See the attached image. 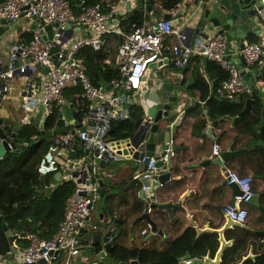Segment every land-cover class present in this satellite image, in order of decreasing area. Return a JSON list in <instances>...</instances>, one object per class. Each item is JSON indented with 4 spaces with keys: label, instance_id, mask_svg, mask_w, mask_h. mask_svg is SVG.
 Here are the masks:
<instances>
[{
    "label": "crops",
    "instance_id": "crops-1",
    "mask_svg": "<svg viewBox=\"0 0 264 264\" xmlns=\"http://www.w3.org/2000/svg\"><path fill=\"white\" fill-rule=\"evenodd\" d=\"M153 1V8H149L147 7L148 1L146 2L145 0H99V3L103 5L104 10L108 14H111L108 17V24L116 30L114 34L108 37L107 43L100 49L107 55V58L103 60V64L116 66V56L122 44L124 34H127L132 30L134 23L142 20L140 18L141 16L143 17L145 8L148 10L146 11L147 17L170 19L172 22L177 23L176 25L178 28L181 27V29H183L187 26L191 27L197 25L204 4L206 3V0H180L179 2H175V0ZM77 5L78 7L73 9L76 15L80 13V7H82L79 3ZM114 7L117 10L116 13L113 11ZM167 15H170L171 18H166ZM67 26H69V28L66 30L63 40L64 42L72 43L78 39L80 40L95 36V32L87 26H81L76 23H68ZM40 27V22L34 19L22 18L15 22L5 19L0 20V74L5 72L10 65L18 66L17 68L19 69L22 66L27 68L25 72L18 71L7 79L0 78V118L11 120L16 128H21L23 126L22 124L36 123L37 120H40L38 127L41 129V121H44V128L52 131L51 135L47 136V142L50 143V140L55 136V131L58 129L60 130L62 128L61 130H66L71 125H74V128H78V125H82L84 128L93 130L95 128V121L92 118L87 117L89 102L84 96V98L81 96L82 93L78 89H72L66 92L67 99L74 104V107L67 108L62 114L58 113V116H56L57 121L50 129L47 127V122L50 116L44 111L39 95H37L35 102L31 104V107L25 103V88L34 82L37 84V87L41 86L46 77V68L38 63L29 64L27 59L16 58L14 55L19 42L23 40H31L34 32L39 30ZM51 31L54 33L56 31V26H52V29H47L46 34L51 33L50 38L53 35ZM213 35L212 31L199 33L196 36V39L192 41V44L208 40ZM262 38H264V23L261 14L258 13L255 17L254 31L251 35L246 36V40L258 41ZM175 41L174 36L168 38L166 42L168 48L164 53V59L162 60L161 65L152 70V74L147 80H144L143 77V89L144 84L147 85V90L144 89L143 91V98L146 100V103L142 104V100H137L136 92L129 93L125 98L126 101L121 105L123 111L127 113L129 118L123 117L121 120H129L132 117L131 115L133 112L142 109L143 112L141 117L137 121L132 120L135 125L133 133H136V130H138V122L142 120L144 116H150L154 108H161L165 104H170L173 96H176L174 90L178 89V99L177 102L174 103L176 109L175 112H183L185 118L174 135L177 149L176 156L173 158L172 162L178 166L180 173H173V180L166 184V186L169 185V190H158L159 204L168 202L174 204L170 209H163V213H178L180 210L178 218L179 221H181V229L179 232L189 226L199 228L200 232L217 231L220 235L221 251L214 258L203 259L199 257L202 261H194L197 263L192 262L191 264H221L222 248L225 245L231 246L234 243V239L231 237L235 234V227H242L246 224L233 223L227 219L223 213L224 206L230 202L238 192L236 186L227 183L226 172H228V170L241 172L242 170H251V167L260 168L264 172V144L260 151H258V155L257 153L254 154V152L251 151V148L244 146L251 138V135L247 132H240L241 130H239L236 122L238 117L236 119H233V117L220 119L222 121L211 118V111L206 106V101L200 99L199 92L191 93L185 89L183 86V79L185 76L191 75V69L195 64V56L192 61H190L189 65L182 71V74L177 75L175 73V66L171 61L173 54L171 47L174 45ZM93 50L95 51L94 48ZM229 58L237 64L242 72H246V80L253 86L254 91L259 94L257 99L264 96V63H255L253 65L244 64L239 60L240 58L236 48L230 49ZM201 72L210 83L209 97H217V99L220 100L221 97L216 92L218 86L215 85L213 89L211 83L214 81L210 80L203 69H201ZM177 81H180L181 85H176ZM102 82L104 81L101 80L100 85H103ZM166 82H168L174 89L169 90L164 87ZM104 88L108 97L114 95L115 92L110 84H107ZM247 99L248 98H245L240 102L241 104H245L243 110L246 107ZM255 105H257V103ZM198 106H200L197 110L198 114L189 113L191 108L195 109ZM70 109L71 111H69ZM76 110L80 114V120L74 116ZM253 111L254 108L252 109V112ZM70 112L71 115L69 114ZM197 124L200 126L199 130H197ZM261 126H264L262 125V119ZM111 139L114 138L108 133L106 140ZM215 143H220L222 145L224 148V154H226V151H228L231 146L234 151L247 148L248 152L241 154L238 157L226 158L224 162L220 164L214 162L215 158H213L212 152ZM36 149L37 146L29 147V151L27 150L28 152L26 151V153L33 152ZM26 153L23 154V156H25ZM6 156L7 154L0 157V162L4 160ZM24 159L19 160V163H16V165L9 169H16L15 166H21ZM124 159L127 158H122L115 162ZM209 160H211V163ZM115 162L105 172L110 174V169H115L118 174L115 176L113 183H106L105 187L108 194L114 197L116 203V205H113V216L115 219L121 220L119 224L121 225L122 231L125 232L124 237L120 240L122 243L121 245L126 246L127 248L146 247L149 249L155 247L159 250L164 249L168 245L170 239L178 235V231L176 232L172 229L174 225L171 228L172 230L161 228V226L157 227L158 225L156 223L159 222V220L153 218V214H151V218H153L152 220L155 222L156 228L154 230L156 232H154L153 229H148L150 221L147 218L141 219L143 214L146 213L147 202L141 197L138 198L137 193L135 195L134 190L140 185L138 181L133 180L138 164L135 162V166L132 167L134 170L132 175L131 170L128 172L127 169H119L120 167H118V165H114L116 164ZM40 176L43 177L45 181V185L41 190H43L47 196H50L55 190H57V188L68 181L66 173L62 171L50 173L48 175L40 173ZM129 176H132L130 180ZM255 184L256 193H264V178H256ZM127 185L128 187H126ZM179 187H181V189H179ZM41 190L37 189L36 191L37 193H40L42 192ZM258 203L264 207V194L259 197ZM256 206L259 208L258 205ZM182 207L184 208V211ZM248 208L250 209V206H248ZM260 210L261 213L264 214V209ZM38 218L43 217L41 216ZM1 219L5 220L4 216H1ZM35 219L36 218L33 216L30 218L32 222H34ZM5 226H7L9 230L8 233L10 235L7 233L8 237H12L13 240L12 242L10 240L8 241L10 244L8 253L0 254V264H13L16 261L20 249L25 247L24 245L28 242L30 243L29 235L35 234L38 236V234H42L43 228H40V226H42V220H39L36 223L37 230H29V232L9 229L8 221L4 224L6 230ZM246 226L256 228L257 230L258 220L254 218ZM21 234H24V236ZM87 236H89V234L85 235V237ZM262 242H264V233L261 235L260 239H250L247 244L257 245ZM89 247L90 244L85 245L86 249L75 258L73 264H94L98 261L104 260V258L96 257L95 254H86ZM14 249L17 251H14ZM254 252L253 249H251L249 255L244 256L238 264H244L249 258H256ZM106 260H109L110 264H118L111 258L110 254H107L105 261ZM133 260H137L138 263L141 264L138 259ZM182 263H184L183 260Z\"/></svg>",
    "mask_w": 264,
    "mask_h": 264
},
{
    "label": "built area",
    "instance_id": "built-area-1",
    "mask_svg": "<svg viewBox=\"0 0 264 264\" xmlns=\"http://www.w3.org/2000/svg\"><path fill=\"white\" fill-rule=\"evenodd\" d=\"M146 2L149 0H145ZM264 4V0H261ZM81 12L76 15L69 0H7L0 3V20L11 22L22 18L34 19L40 22V29L34 32L31 40L20 41L16 48L15 57L29 61V64L38 63L46 68V77L41 86L34 82L24 90L25 103L31 107L39 95L40 102L48 116L54 113L62 114L74 104L67 99L68 90L80 88L83 96L89 102L87 117L95 121L93 130L81 127L66 129L56 132L48 150L41 158L38 172L47 175L54 172L66 173L67 180L75 183V190L66 202L64 219L58 231L51 238H42L30 234L29 246L20 249L13 264H73L75 258L85 250V245L90 244V237H85V229H95L92 222V211L101 199V182L106 174L101 171L100 161L111 163L119 158L133 157L140 145H145V133L151 132L156 138L155 153L149 157V168L135 174L138 178H153L171 172V158L176 154V141L173 136L169 139L163 137V131L171 129L181 116L175 112L166 124L155 122L151 116H144L141 127L130 137L106 140L112 123L123 117H128L121 105L129 93L137 92L141 96L142 104L146 103L143 89V77L151 63L164 59L167 50L166 42L170 36L175 37L171 47V61L175 66V73L182 74L194 56L202 59L217 61L229 71L230 77L223 80L217 88V94L226 100L241 101L253 92V88L241 74V69L231 59H228V41L225 35L216 34L208 40L196 42L189 40L188 36L181 33V27L174 26L172 20L165 18H149L148 11L142 20L134 23L133 28L124 34L122 44L116 56V64L120 70L119 77L110 84L114 95L108 97L103 85H96L88 75V66L80 55L85 47L100 50L110 35L116 32L108 24V14L101 3L87 5L81 1ZM115 13L117 10L114 7ZM264 18V10L261 11ZM69 21L81 26H87L95 32L91 38L78 39L72 43L64 42L66 27ZM58 23V24H57ZM56 26V31L51 38L45 39L43 34L47 26ZM189 40V41H188ZM248 65L264 63V38L258 42H244L243 48L238 51ZM18 67V66H17ZM14 65L0 74V78H9L15 72H25L26 67L20 69ZM129 118V117H128ZM158 129L152 131L154 125ZM69 128V127H68ZM76 151L77 158L72 156ZM223 151L219 143L213 146V155L218 156ZM148 157H143L139 162ZM158 160L162 161L160 167L156 166ZM227 183L236 184L239 192L233 200L223 208L224 215L235 222H245L249 210L245 206L254 195L253 177L242 176L237 171L227 173ZM163 186V183H159ZM148 187L143 185L142 190ZM141 194V193H139ZM149 198L156 202L158 197L155 191L149 193ZM152 212V207L146 209ZM151 223L148 229H152ZM156 232V231H154ZM88 235V234H87ZM202 261L199 257L184 260L187 264Z\"/></svg>",
    "mask_w": 264,
    "mask_h": 264
},
{
    "label": "trees",
    "instance_id": "trees-1",
    "mask_svg": "<svg viewBox=\"0 0 264 264\" xmlns=\"http://www.w3.org/2000/svg\"><path fill=\"white\" fill-rule=\"evenodd\" d=\"M5 1L7 0H0V3ZM69 1L73 9H75L78 7L77 4H80L82 0ZM179 1L180 0H175V2ZM85 2L87 5H95L99 3V0H85ZM152 5L154 6V1L149 0L147 2V7L153 8ZM140 19H142V16ZM80 55L85 59L88 66V75L94 84L100 85L101 80L107 84H112L115 78L121 76L117 64L116 66L103 64V60L107 58V55L102 50L94 51L93 47L88 46L81 50ZM201 69L205 71L211 81L215 82L216 86H218L221 81L230 77L229 71L223 68L218 62L195 56V64L191 69V75H187L183 79V86L185 89L191 93L199 92L200 99L206 101V106L210 109V115L213 119L220 120L239 115L245 104L235 103L234 101H228L222 98L219 100L217 97H209L210 83L201 72ZM77 89L82 93L81 96L83 97V90L80 88ZM199 108L200 106L195 109L191 108L189 113L198 114L197 110ZM262 111V105L257 104L251 114L238 117L236 121L239 130H241L240 132H247L251 135V138L244 146L251 148V151L254 152V154L257 153V155L264 144V126H261ZM142 112V109L133 112L129 120L120 119L114 121L109 130V135L114 139L131 136L135 129L132 120L137 121L141 117ZM57 114L56 112L49 117L47 122L48 129L53 127L54 123H56ZM196 126L197 130H199L200 126L198 124ZM34 134L32 128L29 125H25L20 135L26 137V139L30 141L31 136ZM48 144L47 141L40 143L37 149L30 153H26V150L22 165L15 166L16 169L9 168L19 163V160H21V157L25 153H7L5 159L0 162V254L8 253L10 248V244L8 243L9 237L4 228L5 222H9V229L29 232V230H37L36 223L42 220V226H40V228H43V232L40 235L38 234V236L42 238H51L57 232L64 219L66 202L75 190V183L71 180L66 181L50 196H47V194L41 190L45 185V181L38 172V165L49 146ZM174 172L180 173L178 166L175 164H173V173ZM239 173L242 176H247L249 174L253 175L254 179L259 177L264 178L263 170L257 167H251V170H242ZM139 184L140 185L134 189L135 195L137 193V196L142 188V184ZM165 187L161 190H169V185H165ZM254 188L256 191L255 181ZM37 189H40L42 192L37 193ZM179 189H181V187H179ZM106 206L110 214H114L113 206ZM156 209H159L160 212H162L163 209L160 207L153 209V218L159 220V222L156 223L158 225L157 227L161 226V228L169 230L174 229L176 232L178 231V235L171 238L168 245L161 250L155 247L149 249L146 247L127 248L121 245L122 243L120 242L125 234L123 231L120 236L115 237V243L112 245L109 253L115 262L118 264H131V260L138 259L141 264H182V260L188 256L210 259L216 257L221 251L220 235L217 231L200 232L199 228L189 226L179 232L181 229V221H179V218L177 217V219H174L172 222L170 217L169 219H163L157 216ZM249 213L246 224L244 223L245 225L242 227H235V234L231 237L234 239V243L231 246L225 245L222 248L221 264H238L244 256L249 255L251 249H253V252L255 251L256 258H249L244 264H264V242L257 245L247 244L250 239H260L261 235H263L264 214L261 213V210L257 206L252 205H250ZM1 216H4L5 220H2ZM32 216L36 218L34 222L30 220ZM41 216L43 218H38ZM254 218L258 220V227L255 226L258 228L257 230L256 228L246 226ZM173 225L174 227L172 228ZM21 235L24 236V234ZM28 243L24 246L27 247L30 244Z\"/></svg>",
    "mask_w": 264,
    "mask_h": 264
},
{
    "label": "water",
    "instance_id": "water-1",
    "mask_svg": "<svg viewBox=\"0 0 264 264\" xmlns=\"http://www.w3.org/2000/svg\"><path fill=\"white\" fill-rule=\"evenodd\" d=\"M262 7H263L262 5H259V0H206V3L204 4L197 25L191 27L188 26L184 27L183 29H181V33L183 35L188 36L189 40L191 39V41L193 38H196V36L199 33H206L207 31H212L213 34H223L227 37L228 40L227 52L229 54L230 49L232 48H236L238 50L243 48L244 46L243 42L246 39V36L251 35L254 31L255 17L259 13V9ZM166 18H171V16L167 15ZM69 23H75V22L69 21ZM172 23L174 26H177L176 25L177 23L175 22ZM68 28L69 26L66 27V30H68ZM47 29H52V26L51 25L47 26ZM50 36L51 33L43 34V37L45 39L50 38ZM239 58L240 61L246 64V61L243 56H239ZM161 63L162 61H159L157 63H151L144 75V80H147L149 76L152 74V70L160 66ZM241 73L245 77L246 72L243 71ZM102 83L104 86H107L105 82ZM176 85H181V82L177 81ZM164 87L168 88L169 90L174 89L168 82L164 84ZM211 87L214 89L215 82L211 83ZM144 89L147 90L146 84H144ZM174 93L176 96H173L172 101H170V104L168 103L162 106L161 108L156 107L152 110L151 116L154 117L155 122L169 118L173 113V111L176 110L174 103H176L178 99V89H175ZM258 95L259 94L256 91H254L252 95L247 99L245 109L238 116L233 117V119L251 113L252 109L254 108V105L257 103L263 105L262 125H264V96L257 99ZM136 98L137 100H139L140 95L137 94ZM69 111H71V109ZM69 114L71 115V112ZM74 116L77 117L79 120L81 119L80 114L77 110L74 112ZM184 118H185V114L182 113L181 117L178 118L176 124L173 127V135L176 134L178 127L182 124ZM39 121L40 120H37L36 123L28 124L32 128L36 136H38L37 140L35 139L29 141L26 139V137L20 135L23 130L22 127L16 128L15 124L11 120H5L0 118V157H3L10 152L23 153L27 149H29V147H34L38 143L45 141L47 136L51 135L52 132L46 131L44 129V121H41L40 124L41 129H40L38 127ZM140 125H141V120L138 122V127ZM78 126L81 127V125ZM69 127L73 129L74 125H71ZM158 127H159L158 124L154 125L152 131H156ZM166 135L167 136L169 135L168 130ZM247 152H248L247 148L234 151L233 147L231 146L229 150L226 151V154H223L221 157L215 158L214 162L222 164L226 158L228 159V158L238 157L241 154H245ZM154 153H155L154 135L151 133L148 139V144L140 145L139 150L135 153L134 157L132 158L135 162H137L138 159L142 160L143 157L145 156L148 157L144 161L137 162L138 173H142L149 168V164H150L149 157L152 156ZM72 155L74 158H77L79 154L74 151ZM209 162L211 163V160H209ZM100 165L106 168L110 166V163L106 164L104 161H100ZM161 165H162V161L158 160L156 166L160 167ZM110 171H111L110 176L106 177L101 182L102 188L100 192H101V196L105 198V203H104L103 211L99 214V219L95 223L96 228L91 230L88 229L84 230V232L86 234H89L90 237V247L88 251H86V254L91 253V254H95L96 257L104 258V260L98 261L94 264H110V261L109 260L105 261V258L107 257V254L110 253L111 247L115 243L116 240L115 237L120 236L123 232L121 225L119 224L121 220L115 219L113 214L111 215L110 212L107 210V206H106V205H110V206L116 205L114 197L108 194L105 187L106 183L108 184L113 183L115 176L118 174L116 173L115 169L114 170L110 169ZM140 177L142 184L148 187L147 190H144L142 192V195H148L150 187L151 189L154 190L160 182L166 183L170 180L169 173L159 176L154 174L152 180L148 177H144V174H142ZM126 187H128V185ZM263 194L264 193H255L250 198L249 203L255 206L258 205L260 209H264V207L262 205H259L258 203L259 197ZM151 205L153 207L156 206L155 203H152ZM158 206L162 209H170L171 207L174 206V204L172 202H168V203L159 204ZM144 218H147L152 223L154 229L156 228L155 222L152 220L151 215H149L148 213H144L141 219ZM5 227L8 233L9 232L8 227L7 226ZM9 240L12 242L13 238L9 236ZM14 251L17 250L14 249ZM187 258H190V256H188ZM44 263L45 261L41 260L38 264H44ZM131 263L139 264L137 260H132Z\"/></svg>",
    "mask_w": 264,
    "mask_h": 264
},
{
    "label": "clouds",
    "instance_id": "clouds-1",
    "mask_svg": "<svg viewBox=\"0 0 264 264\" xmlns=\"http://www.w3.org/2000/svg\"><path fill=\"white\" fill-rule=\"evenodd\" d=\"M259 5H262L263 7L262 8H260L259 9V13L261 14V16H262V18H263V15H262V10H264V4L261 2V0H259ZM263 23H264V18H263ZM214 35H216V34H214ZM227 38V37H226ZM261 40V39H260ZM260 40H258V41H260ZM228 41V40H227ZM245 41H248V40H244V42ZM258 41H248V42H258ZM243 42V43H244ZM228 47V46H227ZM240 50V49H239ZM238 49H237V53H238V51H239ZM229 54H230V52H229ZM238 56H241V55H239L238 54ZM228 59H230L229 57H228ZM217 62V61H216ZM247 64V63H246ZM189 65V64H188ZM222 66V65H221ZM184 70V69H183ZM182 70V71H183ZM242 72V71H241ZM242 74V73H241ZM245 78V77H244ZM245 80H246V78H245ZM247 81V80H246ZM222 82V81H221ZM220 82V83H221ZM248 82V81H247ZM249 83V82H248ZM220 85V84H219ZM218 85V86H219ZM252 86V85H251ZM218 88V87H217ZM252 88H253V86H252ZM216 92H217V89H216ZM253 92H254V89H253ZM252 92V93H253ZM137 93V92H136ZM252 93L250 94V95H248V96H246L245 98H249L251 95H252ZM137 94H139V93H137ZM244 98V99H245ZM223 99V98H222ZM243 99V100H244ZM140 100H141V96H140ZM226 100V99H225ZM228 101H234V102H236V103H240L241 101H236V100H228ZM176 111V110H175ZM175 111H173V113L171 114V116L175 113ZM179 112V111H178ZM183 113V112H182ZM181 113V114H182ZM151 116V115H150ZM171 116L169 117V118H167V119H163V120H159L158 121V123L159 122H161V123H163V124H166L167 122H168V119H170L171 118ZM238 116V115H237ZM152 117V116H151ZM181 117V116H180ZM179 117V118H180ZM154 118V117H153ZM143 119V118H142ZM142 121V120H141ZM29 123H25V124H22L23 126H22V128L25 126V125H28ZM82 126V125H81ZM84 127V126H83ZM140 127H141V125H140ZM174 127V126H173ZM139 128V127H138ZM45 129V128H44ZM68 129H71L70 127L68 128ZM46 130V129H45ZM167 130H168V133H169V135L167 136L166 134H167ZM46 131H50V130H46ZM62 131H65V130H62ZM137 131V130H136ZM52 132V131H51ZM134 134V133H133ZM150 134H151V132H148L147 133V135H146V133L144 134V138L146 139V143L148 144V139H149V136H150ZM149 135V136H148ZM163 137L165 138V139H169V137H171V136H173L174 137V135H173V128H172V130L171 129H166L165 131H163ZM128 137H130V136H128ZM37 138H38V136H36V134H34V135H32L31 136V140L30 141H32V140H37ZM121 138H123V137H121ZM175 138V137H174ZM45 141H47V138L45 139ZM45 141H42V142H40V143H43V142H45ZM53 141V139L52 140H50V143ZM154 142H155V148H156V138L154 137ZM40 143H38L36 146L38 147L39 146V144ZM50 143H49V145H50ZM216 144V143H215ZM220 144V143H219ZM221 145V144H220ZM214 146V145H213ZM222 146V145H221ZM49 147V146H48ZM223 148V147H222ZM176 149V148H175ZM28 150V149H27ZM47 150H48V148H47ZM46 150V151H47ZM156 151V150H155ZM76 152V151H75ZM224 148H223V151L221 152V154L220 155H218V156H214L213 155V158H217V157H221L224 153ZM23 153H25V152H23ZM46 153V152H45ZM213 153V152H212ZM73 154V153H72ZM135 155V154H134ZM44 156V155H43ZM73 156V155H72ZM176 156V154L171 158V166H172V168H171V172H169V174H170V180L168 181V182H170L171 180H173V158ZM134 157V156H133ZM133 157H126V158H130V159H132ZM25 158V156H22L21 157V160L22 159H24ZM124 158V157H123ZM119 159H122V158H119ZM119 159H116V160H114V161H112L111 163H110V166L115 162V161H117V160H119ZM137 162H139L138 160H137ZM106 163V162H105ZM106 164H108V163H106ZM99 166H100V168H101V171L103 172V173H105L106 174V177H108V176H110V174H107L105 171L110 167V166H108V167H106V168H104V167H102L101 165H100V163H99ZM138 169V168H137ZM228 171H230V170H228ZM233 171H236V170H233ZM238 172V171H237ZM226 173H228V172H226ZM239 173V172H238ZM50 174V173H49ZM135 174H138V172H137V170H136V172H135ZM135 174H134V176H135ZM164 174H166V173H164ZM164 174H161V175H164ZM240 174V173H239ZM48 175V174H47ZM250 175V174H249ZM134 176H133V180L134 181H138L139 183H141L142 184V182H141V177L139 176L138 178H134ZM159 176V175H158ZM252 177H253V175H251ZM105 177V178H106ZM151 179V178H150ZM153 179V178H152ZM151 179V180H152ZM254 181H255V179H254V177H253V189H254V192L256 193V191H255V188H254ZM158 182V181H157ZM168 182H166V183H163V186H159V184H158V186L153 190V189H151V187L149 188V193H151L152 191H155L156 193H157V197H158V190L159 189H162V188H164L165 187V185L168 183ZM160 183H162V182H160ZM143 185L144 184H142V187H143ZM234 186H236L237 188H238V192L240 191L239 190V187L236 185V184H234ZM102 188V187H101ZM142 192H143V190H142V188L140 189V191H139V193H141V194H139L138 193V196L139 197H141L142 199H144V201H146L147 202V208L149 207V206H151L152 207V212H153V209L154 208H156V207H159L158 205H159V198L157 199V201L156 202H153L150 198H149V193H148V195H142ZM237 192V193H238ZM236 193V194H237ZM254 193V194H255ZM235 194V195H236ZM102 197V196H101ZM233 200V199H232ZM231 200V201H232ZM152 203H155L156 204V206H152L151 204ZM229 203V202H228ZM227 203V204H228ZM251 204L249 203V201H248V203H246L245 204V206L248 208V206H250ZM146 208V209H147ZM248 210H249V208H248ZM152 212L151 213H148L149 215H151L152 214ZM147 213V212H146ZM250 214V213H249ZM152 217V216H151ZM226 217V216H225ZM249 217V216H248ZM227 218V217H226ZM153 219V218H152ZM228 219V218H227ZM230 220V219H229ZM231 222H233V223H236V224H244V223H246L247 222V220L245 221V222H243V223H241V222H235V221H232V220H230ZM94 224H95V222H93ZM151 223V222H150ZM152 224V223H151ZM153 226V225H152ZM153 231H155L154 230V226H153ZM30 243H31V241H30ZM29 246V245H28ZM23 248H25V247H23ZM191 258V257H190ZM187 258H185L184 260H186ZM183 260V261H184ZM184 263H186V262H184ZM187 264V263H186Z\"/></svg>",
    "mask_w": 264,
    "mask_h": 264
},
{
    "label": "rangeland",
    "instance_id": "rangeland-1",
    "mask_svg": "<svg viewBox=\"0 0 264 264\" xmlns=\"http://www.w3.org/2000/svg\"><path fill=\"white\" fill-rule=\"evenodd\" d=\"M192 59H191V61H192ZM61 129L60 130L58 129L55 132H61L62 131ZM115 163L116 164H114V165H118V167H120L119 169L124 168L125 170L127 169L128 172L131 170V173L133 175L134 170L132 169V167L135 166V161L133 159H130V158L128 159L127 158V159L120 160V161L115 162ZM131 178H132V176H129V180ZM104 203H105V198L101 197V199L95 205L94 210L92 211V222H96L97 221L99 214L103 211ZM156 210H157V214H158L157 216H160L163 219H169V217H170L171 222L174 219H177V217L180 215V210L178 211V213H176V212L163 213V212H160L159 209H156Z\"/></svg>",
    "mask_w": 264,
    "mask_h": 264
}]
</instances>
